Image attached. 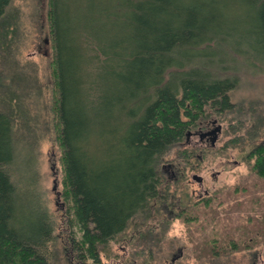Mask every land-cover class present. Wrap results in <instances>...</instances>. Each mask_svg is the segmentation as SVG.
I'll return each instance as SVG.
<instances>
[{
    "label": "trees",
    "instance_id": "obj_1",
    "mask_svg": "<svg viewBox=\"0 0 264 264\" xmlns=\"http://www.w3.org/2000/svg\"><path fill=\"white\" fill-rule=\"evenodd\" d=\"M10 2L0 0V21ZM48 21L60 196L80 234L71 249L76 264H99L111 241L166 199L164 156L178 147L192 168L201 157L186 145L191 131L237 108L236 78L215 71L241 60L264 67V0H49ZM3 81L0 69V91ZM15 114L0 107V264H52L53 212L36 195L25 202L36 179L13 170ZM253 117L254 135L261 117ZM245 162L256 180L237 191L263 192L264 141ZM230 250L237 245L222 253Z\"/></svg>",
    "mask_w": 264,
    "mask_h": 264
},
{
    "label": "rangeland",
    "instance_id": "obj_2",
    "mask_svg": "<svg viewBox=\"0 0 264 264\" xmlns=\"http://www.w3.org/2000/svg\"><path fill=\"white\" fill-rule=\"evenodd\" d=\"M48 9L49 0H11L5 22L0 21V69L4 77L0 107L12 104L16 111L15 178L27 171L36 179V185L23 194L25 202L29 205L36 195L44 198L53 212L51 263L76 264L71 235L73 231L76 237L80 234L76 226L72 228L60 196L63 172L51 108L54 50ZM215 72L236 78L230 97L237 108L212 116L204 126L211 129L208 140L196 133L199 129L191 131L186 145L197 149L195 155L201 157L192 168L186 167L176 152L178 147L164 156L160 170L168 182L163 191L166 199L154 204L148 215H139L111 241L106 247L108 256L103 253L99 264H264V191L238 192L256 180L245 155L252 145L264 141V67L241 60L222 73ZM254 114L261 121L253 135L248 128ZM241 122L245 123L242 129ZM218 126L221 131L216 132L213 146ZM230 141L233 143L228 144ZM195 173L203 177L202 183L193 178ZM258 186L264 189V181L259 179ZM212 197L216 210H205V201ZM187 215L195 220L185 221ZM214 232L216 239L211 236ZM231 243L238 250L222 253Z\"/></svg>",
    "mask_w": 264,
    "mask_h": 264
},
{
    "label": "water",
    "instance_id": "obj_3",
    "mask_svg": "<svg viewBox=\"0 0 264 264\" xmlns=\"http://www.w3.org/2000/svg\"><path fill=\"white\" fill-rule=\"evenodd\" d=\"M216 121V120H215ZM221 131V126H218L217 128H216V130L213 132V134H215V136L214 137H212V145L214 146L215 145V142H216V140H217V134H216V132L217 133H219ZM193 178L195 179V180H197L198 182H203V177L200 175V174H198V173H195L194 175H193ZM55 188V187H54Z\"/></svg>",
    "mask_w": 264,
    "mask_h": 264
},
{
    "label": "flooded vegetation",
    "instance_id": "obj_4",
    "mask_svg": "<svg viewBox=\"0 0 264 264\" xmlns=\"http://www.w3.org/2000/svg\"><path fill=\"white\" fill-rule=\"evenodd\" d=\"M211 129H209V128H201L199 131H197L196 133H199V135H200V137H201V139L203 140L204 138L205 139H207L208 140V138H209V134H207L209 131H210ZM205 134H207V135H205Z\"/></svg>",
    "mask_w": 264,
    "mask_h": 264
}]
</instances>
